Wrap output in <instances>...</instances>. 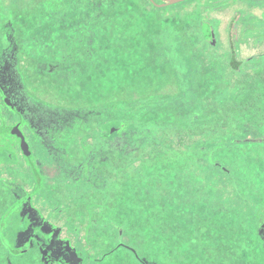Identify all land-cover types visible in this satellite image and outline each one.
<instances>
[{"label":"rangeland","instance_id":"1","mask_svg":"<svg viewBox=\"0 0 264 264\" xmlns=\"http://www.w3.org/2000/svg\"><path fill=\"white\" fill-rule=\"evenodd\" d=\"M204 1L156 6L148 0H0V64L6 65L0 68L4 72L0 89L20 92L12 88L9 74L14 73V80L19 76L33 111L42 112L32 113L34 122L42 117L48 127L50 153L34 152L33 158L43 166L52 161L63 166L60 183L51 184L46 178L42 185L27 184L26 163L20 158L14 166H6L8 181L14 183L16 176L27 182L26 189L37 188L39 193L24 211L32 210L30 215L42 220L51 231L46 233L54 236H47L52 252L43 257L35 244L24 243L28 233H23L18 244L27 248L25 256L11 262L0 245V264H103L98 262L103 251L120 241L150 260L157 252L158 264H264V228H259L264 226V135L256 136L242 125H238L236 148L215 157L244 200L236 201L222 178L186 163L187 154L156 158L145 168L146 177L130 171L114 194V185L95 190L94 196L80 188L84 181L79 182L83 170L78 166V145L84 143L78 137L89 123H82V117L98 115L92 120L97 125L114 118L175 122L199 107L204 109L200 102L209 101V114L219 113L225 105L223 71L228 55L221 53L228 44L225 25L242 5L234 12L208 14L201 8L189 13ZM248 5L261 9L264 0ZM256 11L259 16L254 21L243 16L236 25L240 39L250 30L241 57L261 54L263 48L264 10ZM201 12L209 16L214 33L220 34L215 33L217 40L211 46L198 29L200 20L196 23ZM246 85L228 95L230 103H244L258 93L264 96L259 87ZM10 95L12 103L0 100V124L21 119L18 110L24 108V99ZM263 108L262 103V115ZM256 114L250 112L239 121L251 123L259 119ZM259 124L264 129V121L258 120ZM24 130L29 139V128ZM6 145L13 148L17 139L0 134V148ZM4 164H0L2 180ZM17 184L13 191L0 186V223L6 209L27 192L19 185L22 181ZM103 202L101 209L86 208ZM86 211L93 225L81 226L78 221L87 222ZM106 264L131 263L119 255Z\"/></svg>","mask_w":264,"mask_h":264},{"label":"trees","instance_id":"2","mask_svg":"<svg viewBox=\"0 0 264 264\" xmlns=\"http://www.w3.org/2000/svg\"><path fill=\"white\" fill-rule=\"evenodd\" d=\"M148 1L156 6H160L158 4L162 3L161 0ZM236 1L238 3H236ZM249 1L255 0H205L202 4L192 8L189 12L191 14L194 11H199L201 8L205 9L208 14L213 12L226 13L230 9L234 12V10L238 8V5H242V7L240 6L239 14H237V12L236 15L232 14L233 16L225 25L228 44L227 48L221 53L225 52L228 55L225 72L223 71V79L227 80V93H225L224 96L226 103L221 107L222 110L220 109L219 113H217V110L214 112L212 111L211 114L206 111L209 102L207 100L205 102H200L203 104V107H205L204 109H200L199 107L191 112L186 118L175 122H166L158 119H155L156 121L153 119H137L135 121L131 120L130 122H125L124 120L114 118L109 121L103 120L97 125V123L92 121L95 117H99L96 114H88V116L81 118V122L84 120L83 122L89 121V123L86 127L87 129L85 128L86 130L84 129L81 131L80 136L78 137V140L84 143L78 145V152L80 154V158L78 157L80 159L78 166L83 170V177L79 182L84 181L80 188L85 192L90 191L88 194L89 196H94L93 192L95 190H107L108 185H114L112 188L114 194L116 186L121 187L122 183H125L127 176H129L126 174L130 171L137 172L146 177L145 168L151 167L152 162L156 158L162 159L171 154H179L180 157L182 156L184 158L187 156L182 154H187L189 157L185 159L186 163L191 161V165L205 168L204 170H207L210 176L214 173L218 179L222 178L224 184L226 183L230 190H232V192L229 190V192L232 193L230 195L234 197L236 201L244 200L243 197L239 196L238 191L232 187L234 179H230L228 172L220 168L218 163L219 160L215 155L223 152H232V150L236 148V144L239 143L236 139L238 125L244 126L248 132H252L256 136L264 135L262 125H256L258 120L261 119L264 121V114L262 115L259 113L261 104H264V96L262 97L261 94L258 93L249 101L244 103L240 102V104L230 103L228 100L229 98H232L228 97V95H234L233 93H235L237 87L246 89V84L255 85L264 91V61L262 60L264 59V44L260 51L261 54L255 52L249 56H240L242 42L250 36L249 29L243 32L242 35L244 36L241 39L240 36H237V26L240 18L247 16L248 19L250 18V22H252L259 16V14H256V10H264V8L256 9L255 7L249 6ZM208 17L209 16L204 15L203 12H201L198 15L196 23L200 20V24L198 23L200 28L198 29H201L204 40L211 46L213 42L215 43L217 40L215 33H217V35L219 33L218 31L214 33L215 30L211 27L212 22ZM227 26L228 28L226 29ZM235 86L236 88H234ZM239 105L242 107L241 112L238 114L240 116H235L236 113H238ZM250 112H254V114L258 113L256 115L259 119L252 120L251 123H243L239 121L241 117L249 115ZM215 117H218L219 119L215 121L217 119ZM99 139L101 140L100 142ZM243 143L245 142H241V144ZM45 168L47 169L43 172L44 175L41 176L42 180L47 178L48 182L51 184L61 182V176L59 175L61 168H63L61 162L56 161V163H54L52 161V163H48ZM223 170L224 172H222ZM30 180L32 181V184H34L33 179ZM42 180H39V182ZM120 182L122 183L119 184ZM44 183L46 185V180ZM27 189L25 187V190L28 193L30 192L31 197L35 195L33 192V186L31 190ZM35 189L37 188L35 187ZM56 191H58V189ZM47 192L48 190L45 191V194H47ZM50 197L47 200L49 202ZM95 197H99V193ZM18 202L19 201L16 200V203ZM16 203L6 209L4 217L0 223V245L4 250V257L11 259V262L12 260H19L21 257L17 259H15V257L22 255L25 256L28 251L26 247L18 244L19 236L23 234L22 230L24 224L22 223V220H24V215L18 213L17 209L19 206ZM92 206L101 209L104 206V202L102 203V206L92 204L87 205L86 208H91ZM16 211L17 213L15 214ZM95 212L97 213L96 210ZM55 214L59 215L58 212H55ZM91 214L90 217L93 218V215H95L93 210ZM96 216H98V214H96ZM14 217L15 220L12 222ZM85 218H87L85 220L87 221L86 223L82 224L78 221L81 226L84 224L93 225L91 224V218H88L87 211ZM24 223L27 224L26 221H24ZM111 224V227H115L114 222L111 221ZM27 226V231L32 229V225ZM10 227L11 230L9 229ZM259 228H264L263 223ZM43 231L45 230L43 229ZM46 232L47 231L44 232L43 237L29 236L24 242L25 244H32V247L33 244H35L43 257H46L48 254L45 255V252H52V249L48 247L49 240ZM6 233L12 238V240H10L12 241L11 243L8 241ZM109 238L110 236L108 239ZM110 240L111 238L109 241ZM110 243H113V241H110ZM155 250L157 251V248H155ZM108 251H103L104 253L101 255L98 262H104L103 264H106L111 257L119 255H124L125 259H128L131 264H158L157 262L159 260L157 252L153 258L154 260H150L143 254H139L133 245L128 246L122 244V241H120V243L116 242L113 248Z\"/></svg>","mask_w":264,"mask_h":264},{"label":"flooded vegetation","instance_id":"3","mask_svg":"<svg viewBox=\"0 0 264 264\" xmlns=\"http://www.w3.org/2000/svg\"><path fill=\"white\" fill-rule=\"evenodd\" d=\"M1 67L6 68V65L0 64V68ZM3 73L4 72H2L0 70V80L3 77L2 76ZM16 73H17V71H16ZM13 74H9V78L12 79V84H13L12 88L13 89L18 88L20 90V92L16 93V91H15V92L11 93V92L2 91L0 89V100H1V98H4V99H7L8 102L12 103V98H11L12 95H10V94H14L15 97L19 94V95H21L20 99L21 98L24 99V101H23L24 108L22 110H18L20 115H21V119L16 121V122L14 121V123H13V120H9V121L5 120V121H3L2 124H0V134H5V136H9V137H13V138L17 139V145L13 146V148H11L7 145L2 146L0 148V164L5 162V164L2 165V167H1V169L3 170V174H5L4 175L5 180H2L0 178V181H2V184L0 183V186L5 185V187H7L9 189L11 188L12 189L11 191L16 189V187L18 185L17 181H22L23 184H19V185L21 187H25V185H26L25 183H27V182H28L27 184L32 183V181L30 179H33L34 183H37V181L39 182V180H42L41 176L44 175L43 172H45V169H47V168H45L46 165H44V166L42 165L41 161H39L38 158H36V159L33 158V153L35 152L39 155L50 153V150L48 149L49 140H50L49 136H48V130H47L48 127H45V126H47V124L44 122L45 120H43L42 117H38L36 120V123H35L34 119H33V115H32L33 112H36L38 114L42 113L41 109L37 108L36 110L33 111L29 96L24 93L22 83L19 79V76H17V80H14V78L12 77ZM22 112L25 115H23ZM26 126L29 128V131L31 133V135H29V139H27V135H26L25 130H24V127H26ZM20 127L22 130L20 129ZM45 132H47V133L45 134ZM31 144H32V146H31ZM52 154H53V152H52ZM18 158L25 161V163H26V177L25 178H26L27 182L24 181L23 179L15 176V179H13L14 183H11L10 181H8L9 176L5 172L6 166H10V165H13L15 163L17 164L19 162ZM30 158H31V160H30ZM13 178H14V176H13ZM39 183H40V185H42V181ZM33 192L39 193V191L37 189H35L34 187H33ZM18 201H19L18 203L15 202L19 206L17 211H18V213H21L24 215V220H22V223L24 224L22 233H28V237L29 236L30 237L31 236L43 237L44 232L48 230L47 226L42 225V222H43L42 220L37 221L36 217H33L30 215L32 210L24 211L26 204L31 201L30 192L29 193L25 192L24 197L20 198ZM17 211L15 212V214L17 213ZM24 221H26L27 224H25ZM27 225H32V229L27 231L26 230V228L28 227ZM43 229L45 231H43ZM47 232L50 233L51 231L48 230ZM19 233H20V231H19ZM57 234H58V231L56 233V236H57ZM47 235L48 236L50 235V237L54 236V235L51 236V234H47Z\"/></svg>","mask_w":264,"mask_h":264},{"label":"water","instance_id":"4","mask_svg":"<svg viewBox=\"0 0 264 264\" xmlns=\"http://www.w3.org/2000/svg\"><path fill=\"white\" fill-rule=\"evenodd\" d=\"M161 1H162V3L158 4L160 6L167 5V4L178 3V2H182L184 0H161Z\"/></svg>","mask_w":264,"mask_h":264}]
</instances>
